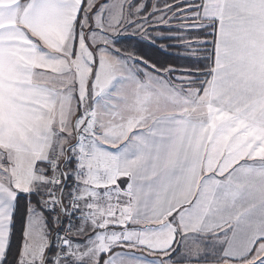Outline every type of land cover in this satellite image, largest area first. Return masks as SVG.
<instances>
[{
  "label": "snow or ice",
  "instance_id": "snow-or-ice-1",
  "mask_svg": "<svg viewBox=\"0 0 264 264\" xmlns=\"http://www.w3.org/2000/svg\"><path fill=\"white\" fill-rule=\"evenodd\" d=\"M0 264H264V0H0Z\"/></svg>",
  "mask_w": 264,
  "mask_h": 264
},
{
  "label": "trees",
  "instance_id": "trees-1",
  "mask_svg": "<svg viewBox=\"0 0 264 264\" xmlns=\"http://www.w3.org/2000/svg\"><path fill=\"white\" fill-rule=\"evenodd\" d=\"M130 44L133 42H129ZM138 51H140L141 53L147 54V55H151L153 57V59H160L161 58V54L159 52H155L152 51L148 48L147 45H144L143 43H141V46L138 47ZM176 63H182L183 61H175Z\"/></svg>",
  "mask_w": 264,
  "mask_h": 264
},
{
  "label": "rangeland",
  "instance_id": "rangeland-1",
  "mask_svg": "<svg viewBox=\"0 0 264 264\" xmlns=\"http://www.w3.org/2000/svg\"><path fill=\"white\" fill-rule=\"evenodd\" d=\"M130 44V43H129Z\"/></svg>",
  "mask_w": 264,
  "mask_h": 264
}]
</instances>
